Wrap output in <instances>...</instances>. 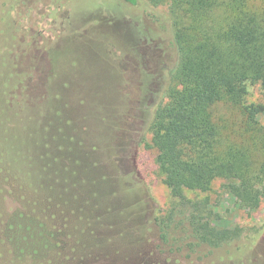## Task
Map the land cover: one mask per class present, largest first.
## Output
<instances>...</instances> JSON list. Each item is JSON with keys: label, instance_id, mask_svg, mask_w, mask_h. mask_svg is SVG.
Returning <instances> with one entry per match:
<instances>
[{"label": "trees", "instance_id": "16d2710c", "mask_svg": "<svg viewBox=\"0 0 264 264\" xmlns=\"http://www.w3.org/2000/svg\"><path fill=\"white\" fill-rule=\"evenodd\" d=\"M146 1L166 13L150 15L147 31L129 28L125 39L115 40L134 55L142 39L165 35L166 49L176 56L148 107L150 76L139 68L130 78L141 132L150 134L145 146L155 151L163 184L177 201L170 216L182 220L186 246L218 254L210 264L233 262L231 252L246 248L254 234L221 226L184 192H207L215 180L226 179L234 181L229 190L242 207L256 210L264 196L252 182L256 172L264 175V127L257 121L264 106L246 103L248 85L264 95V0ZM63 48L49 57L46 46L20 35L9 12L0 17V264L130 260L116 244L132 241L108 233L140 208L137 194L124 185L115 151L108 153L112 168L105 172L97 162L83 163L86 146L76 130L98 127L80 109L88 105L94 112L98 105L58 63ZM218 105L236 110L241 126L234 113L216 116ZM154 221L158 227L162 222ZM159 230L164 238L166 229Z\"/></svg>", "mask_w": 264, "mask_h": 264}, {"label": "rangeland", "instance_id": "374dc122", "mask_svg": "<svg viewBox=\"0 0 264 264\" xmlns=\"http://www.w3.org/2000/svg\"><path fill=\"white\" fill-rule=\"evenodd\" d=\"M6 12L11 22L18 25L20 35L23 33L26 38L46 46L49 57H54L57 46L64 47L58 51V63L73 83L98 105L94 112L88 105L80 109L84 114L90 112L89 119L96 121L98 127L76 130L86 147L95 146L93 151L85 147L82 161L91 166L97 162L101 172H105L112 168L108 153L115 151L117 171L126 179L124 185L137 194L135 198L140 208H136L131 219L129 216L128 220L119 221L115 231L108 233L119 235L121 241L125 236L132 241L126 239L116 244L117 252L123 253L126 249L130 260L97 264H210L218 254H209L203 247L199 253L192 252V248L186 246L188 240L184 237L182 220L179 216H170L177 201L163 184L155 163V151L145 146L150 142V134L143 136L141 132L142 120L137 119L136 113L140 106L131 91L130 78L137 75V69H144L150 76L145 104L146 107L153 104L154 93L160 89L158 78L164 70L175 65L176 56L173 49H166L165 35L156 42L142 39L136 44L139 52L134 55H129L127 49L122 50L115 41L125 39L129 28L138 27L143 32L152 28L150 15L162 16L166 8L153 9L146 0H136L135 5L125 0H0V17L6 16ZM113 63L125 77L118 73ZM247 89L246 103L264 106L259 86L248 85ZM215 110L216 116L223 118L234 113L232 117L238 121L235 126H241L236 110L225 105H218ZM257 121L264 127V112L257 116ZM115 122L118 132L111 128ZM95 168L96 165L93 170ZM252 182L264 191L263 174L256 172ZM233 183L217 179L207 192L187 190L184 194L191 202L204 205L205 214L212 212L217 216L221 226L237 227L244 234H254L253 240H256L250 238L246 248L231 252L233 262L224 264H264V196L260 197L256 210L242 207L229 190ZM157 217L162 221L160 226L166 229L164 238L154 221Z\"/></svg>", "mask_w": 264, "mask_h": 264}]
</instances>
